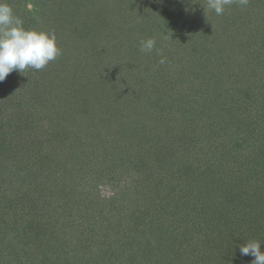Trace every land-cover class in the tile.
<instances>
[{
    "label": "rangeland",
    "instance_id": "374dc122",
    "mask_svg": "<svg viewBox=\"0 0 264 264\" xmlns=\"http://www.w3.org/2000/svg\"><path fill=\"white\" fill-rule=\"evenodd\" d=\"M182 1L112 0L108 7L110 6L113 11L110 12L107 9V12L103 13H101L102 4L99 0L13 1L16 5L14 11L24 20L25 28L55 32L57 45L62 50V54L49 62L42 70L28 68L22 73L13 71L4 82L0 83V174L3 177L0 179V184L5 186L9 182L15 185L14 182H17L22 185L21 191L31 190L33 198L31 194L28 196V204L31 206H27L30 217H34L35 210L47 209L51 223L52 216L55 217L57 213L54 212L52 205L45 206L44 202L48 199V186L57 185L56 211L69 213L65 214L68 217L60 220L65 222L61 223L65 224V230L59 233L64 236L61 244L68 250L73 245L81 243L82 247L96 245L90 249L94 251L97 248H103L104 242L111 241V243L115 242L119 248H129L136 242L139 249L143 251L151 240L149 239V232H151L156 239L160 240L157 248L160 252L148 255L149 258H145L147 261L139 263H135L134 260L125 261L124 264H196L199 262L198 257L195 256L197 253L189 254V246L184 249L188 252L186 254H183L181 249H178V252L174 249L171 251L170 240H174L175 236L173 233L179 229L187 234L188 230H185L182 225L187 223L188 219H176V223H172L174 221L171 222V218L164 214L162 201H159V206H156L158 200L153 201L150 208L142 202L143 197L147 198L148 194L149 198L153 196L150 188H154L158 179L162 181V189L160 190L161 186L160 188L156 186L154 189H157V194L169 192L175 185L174 183L171 186L166 182L167 180L176 182L175 176H180L182 172L176 165L179 152L180 156L186 153L184 160L187 161V165L188 159L195 155L192 151L186 152L184 140L179 143L180 148L178 143L169 142L161 148L162 141L159 142L157 138L163 137L164 133L149 131L154 124L146 119L145 112H161L160 116L165 117V112L169 110L165 108V110L150 111V98L153 96L150 94L153 92L150 91L146 80L139 79V71L144 64L151 61V59L146 60V54L149 56L152 54L156 58L159 52L161 57L172 49L176 52V58L182 56L181 59L185 64L186 60L196 58L193 54L195 52H199L201 57L206 44L209 49H205V53L207 50L212 54L219 52L228 54L229 61L239 64V71L240 67H243L242 73L247 74L250 67L255 78L260 75L261 83L257 82V91H260L259 88L262 87V94L257 97V100L259 107H264V101H262L264 98L262 96L264 95V56H262L264 50L259 59V56L253 57L255 54L251 49H255L251 45L253 33L257 37V46H264V15L259 17V19L263 18L260 19L261 26L258 30L253 31L251 27L250 31L246 30L250 33H241L242 30L240 31L234 24H227L224 29L221 23L222 17L218 16L214 20L212 15L215 14L214 12L204 13L203 9L207 2L204 0L194 1L188 10L190 13L188 17L186 13L185 16L172 18L163 12L168 6L173 10V6ZM248 2L250 6L251 0ZM28 3L33 5L31 9L27 8ZM231 6L233 8L228 10L227 15L229 19H234L239 16L242 9L235 8L236 3ZM194 7L197 11L193 12ZM258 8H251V10H256L258 13ZM244 12L243 10L242 13ZM110 15L112 18L108 17ZM105 18L111 20L106 21ZM132 29L141 31L140 39L155 38L160 46L156 45V49L150 54L142 53L139 48L136 49L133 46L127 47L128 42L123 44L122 39L128 32H132ZM212 32L214 37L210 38ZM220 32L224 36L227 33L226 41L223 40L224 37H221ZM120 33L124 35L120 36ZM210 39L213 40L211 43L207 41ZM237 39L244 43L241 49L239 48L243 56L234 54ZM253 40L255 42V39ZM110 41L111 44L107 47ZM245 42H248V46ZM219 45L223 48L222 50L219 49ZM195 62H191L194 64L189 62L190 64L187 65L189 68H186V71H191L190 67L197 70L199 69L197 65H203L206 70H209L207 75L211 72L208 78L212 74L223 78V69H216L213 68L215 66L202 63L197 64V60ZM155 66L158 68L155 69L156 72H153L156 73L155 76H160L159 73L162 75L163 72H165L164 76L166 73L168 75L173 73V69L165 68L164 63L159 62ZM213 77L216 76L213 75ZM154 80L158 81L155 78ZM84 98L91 105L93 104V109L99 107L95 109L97 113L90 117L91 120L96 118L97 122L83 120L81 116L84 112L79 117L72 116L73 112H81L79 102ZM137 101L141 104H137ZM111 103L112 107H109L108 104ZM106 108L111 109L106 112ZM178 110L176 112L181 115L182 113ZM120 116L123 118L120 119ZM134 127L136 132L133 131ZM73 133L77 138L72 139ZM67 134L70 139L66 138ZM36 135L43 142L38 146L32 142ZM72 140L79 144L71 143ZM17 141L24 145L26 150L22 152L20 158L22 164L36 160L32 167L35 175L39 174L38 165L45 164L46 170L43 176L39 174L37 179L30 180L29 176H32L30 168L25 167L16 171L15 162L7 160L10 149H13L12 151L16 149ZM73 151L75 152L72 153ZM77 151L84 159L83 171L77 170L76 165L79 162H76ZM52 161L56 162L57 167H53ZM169 164H174L176 170H172ZM48 168L49 172L46 174ZM41 181L42 185L39 184ZM147 183L152 186L148 187ZM129 187L132 194L125 191V188ZM15 188L18 193L19 189ZM40 201L43 202L40 203ZM118 203H121L120 205L124 203V209L116 206ZM4 209L6 208L0 207V226L3 225L0 234H6V244L15 246V257H20L19 261L14 258L13 264H25V257L28 260L38 261L28 264H39L43 247L48 248V246L40 234L42 247L38 248L39 242L32 234L34 231L35 233L44 232L43 224L35 229L33 223H22L18 216L14 217L12 210ZM119 210L122 212H118ZM39 214L43 213L39 211ZM120 214L126 216H120ZM117 217L121 220L128 219L130 223L127 224L130 227L132 224L136 226L138 220L144 221L147 225L144 228L141 227V233L135 230L123 232L117 224L120 221L114 219ZM161 218L163 222H160ZM83 221L95 223L96 237H94L93 229L89 230V227L82 235L79 223H84ZM154 223L165 224L162 228L152 229L151 225ZM187 235L190 239L193 236ZM48 242L51 243L50 240ZM39 249L42 250L39 252ZM80 251L82 253V248ZM25 252L26 256H24ZM0 253L3 254L2 249ZM60 255L64 256L62 253ZM180 255L182 258H179ZM52 256L54 253L50 251L49 258L52 259ZM62 258L64 262L67 260L66 257ZM88 259L87 264H92L91 258Z\"/></svg>",
    "mask_w": 264,
    "mask_h": 264
},
{
    "label": "trees",
    "instance_id": "16d2710c",
    "mask_svg": "<svg viewBox=\"0 0 264 264\" xmlns=\"http://www.w3.org/2000/svg\"><path fill=\"white\" fill-rule=\"evenodd\" d=\"M13 1L7 0L15 10L16 5H14ZM194 1L202 2V0H183L181 3L177 2L173 6V10L167 5L168 8L166 7V10L163 12L172 18L183 16L186 13L188 17V14H190L188 10L194 4ZM99 2L102 4L101 13L107 12V9L110 12L113 11L110 6L108 7V5H111L112 0H99ZM262 2L264 0H251L252 6H249V2L246 7L235 6V8L242 9L245 12L242 13L240 11L239 16L234 19H229L227 15L228 10L233 7L231 5L227 6L224 14L219 15V17H222L221 23L224 25V29L227 24H234L240 31L242 30L241 33L250 31L251 27H253V31L255 29L258 30L261 26L260 19L263 18L259 19V17L260 15H264V9H260L264 7ZM196 7L192 8L193 12L197 9ZM256 7H259L258 13L256 10H251V8L256 9ZM205 8L203 9L204 13L206 12ZM212 15L214 20L218 18L216 14ZM108 17L112 18V15ZM105 20L111 19L105 18ZM123 35L120 33V36ZM140 35L141 31L132 29V32H128L127 35L123 36V44L127 41L129 44V46L126 45L127 47L132 48L133 46L138 49L139 41L141 40ZM220 35L224 37V41L228 39L227 33L224 36L220 32ZM212 37H214L213 32L210 38ZM262 38H260L261 42ZM253 39H255V42ZM207 41L211 43L213 40ZM235 43L237 47L234 54L243 56V52L239 48L241 49L244 43L239 42L238 39ZM110 44L111 41L107 47ZM156 45L160 46V43L156 42ZM245 45L248 46V42H245ZM251 45L255 47V49L251 48L253 54H255L253 57L259 56L260 59L264 46H257V37L254 33ZM203 48L202 56L200 57L199 52H195L193 54H195L196 58L193 59L197 60V64L202 63L207 66H215L213 68L216 69H223V78L215 74H212L208 78L211 72L207 75L209 70H206L203 65H197L199 67L197 70L190 67L191 71H186V68H189L187 65L195 62V60L188 59L190 63L186 60L184 64V60L181 59L182 56L176 58V52H173L174 50L172 49L161 57H159L160 52L156 58L152 54L150 56L148 54L145 55L147 57L146 60L151 59V61L141 67L139 79L146 80L150 91L153 92V94H150L153 95L150 98V111L165 110V108L169 110L165 112V117L160 116L161 112H145L146 119L152 121L154 124L149 131L164 133L163 137L157 138L159 142L162 141L161 148L167 142L171 144L178 143V148H180L179 143L184 140L186 152L192 151L195 156L188 159L187 165V161L184 160L186 153L180 156L179 152V160L176 159V165L182 172L180 176L174 175L176 182L171 180H167L166 182V184H170L171 186L174 183L175 185L172 189L170 188L169 192L157 194V189L155 190L154 188L156 186V188H160L162 184L161 179H158L156 185L153 186L154 188H150L153 196L149 198L148 194L147 198L143 197L142 202L150 208L153 201L158 200L156 206H159V201H162L164 203V214L171 218V222L174 221L172 223H176V219H188L187 223L182 226L185 230H188L187 234L193 236L190 239L186 233L184 234L182 230L178 229L177 232L173 233L175 234L174 240H170L171 251L174 249L178 252V249H181L183 250L182 253L186 254L188 252L184 251V249L189 246V254L197 253L195 256L198 257L199 262L196 264H251L254 257L250 255L242 256L239 248L248 241L258 240L262 244L261 251L264 252V107H259L260 104L257 100V97H260V94H262V87L261 89L259 88L260 91H257V82L261 83V79L260 75H257V78L252 75L250 67L247 74L242 73V66L239 71V64L229 61L230 57L228 54L224 55L221 52L212 54L207 52L209 48L206 44ZM205 49H207L206 53ZM219 49L222 50L223 48L219 45ZM160 58L164 59L165 68L169 67V69H173L172 74L168 75L166 73L164 76L165 72L161 75L157 71L160 76L154 75L156 73L153 72H156L155 69H158L155 64L160 62L158 61ZM213 75L216 77H213ZM154 78L158 79V81H155ZM262 96L264 97V95ZM259 101H261V98H259ZM262 101H264V98H262ZM79 103L81 112H73L72 116L76 118L84 112L81 116L84 118L83 120L97 122L96 118H94L95 120L90 119L91 115L97 113L95 110L97 107L93 109V104L91 105L85 98ZM137 104H141L140 101H137ZM103 105L105 106V104ZM108 106L112 107V103L108 104ZM253 106L256 107L254 108ZM90 109L92 111H89ZM110 109L106 108L105 110L107 112ZM178 109L182 113L181 115H178L176 112ZM122 118L123 116H120V119ZM142 123L144 124V119ZM133 131L136 132L135 127ZM66 138L70 139V136L67 134ZM74 138L77 137L73 133L72 139ZM32 142L36 143L37 146L43 143L37 135L36 138L32 139ZM71 143L79 144L73 140ZM15 148L14 151L10 149V156L7 158L9 161L15 162V170L19 171L25 167L30 168L32 174V176H29L30 180L37 179L39 174L43 176L46 165H38L39 174L35 175L32 167H34L36 160H32L29 163L28 161L23 162L24 164H22L20 158L22 152H26L25 146L17 141ZM75 154L77 157L78 151ZM76 162H78L76 165L77 170L83 171L85 165L81 154H78ZM52 165L54 168L57 167L55 161H52ZM169 165L172 166V170H176L174 164ZM48 172L49 168L46 174ZM52 175L54 176V173ZM1 178L3 177L0 174ZM42 183L41 181L39 184L42 185ZM150 183L146 185L148 187L150 185L151 187ZM14 184L12 185L9 182L5 186L0 184V207L6 208L4 209L6 211L12 210L14 217L18 216L22 223H33L35 229H38L43 224L44 232L35 233L34 231V234H32L34 239L36 240L37 238L39 242L37 244L38 248L42 247L40 234H42L48 246V248L43 247V250H38L39 252L42 250L39 264H60L59 262L61 264H87L88 258H91L92 264H124L125 261L133 260L135 263H139L147 261L145 258H149L148 255L151 256L155 252H160V250H157L160 240L156 239L155 235L151 232H149V239L151 240L143 251L139 249L136 242L129 248H119L115 242L111 243V241L104 242L103 248L100 247L94 251H90V249L96 247V245L82 247L81 243L73 245L68 250L67 247L61 244L64 236H61L62 234L59 233L65 230V224H61L65 222L60 220L68 217L65 214L69 213L56 211L55 197L57 191L55 189L58 186L51 185V187L48 186V189L46 188L48 199L44 202L45 206L52 205L54 212L57 213L55 215L56 218L52 216L53 221L51 223L50 214L47 209L35 210L34 217H30V210L27 206H31V204H28V196L31 194L33 198V193L31 190L21 191V183L14 182ZM14 187L19 189V194ZM125 189L128 194H132L130 187ZM128 198L130 200V196ZM42 202L40 201V203ZM120 204L118 203L116 206L124 209V203L123 205ZM39 211L43 214H39ZM118 212L122 211L119 210ZM123 215L126 216L125 214H120V216ZM144 216H146L145 213ZM118 217L114 219L117 220ZM106 218L108 217L106 216ZM118 220L120 223L117 224H119L118 226L122 228L123 232L124 230L127 232L135 230V232L141 233V227L144 228L147 225L144 224V221L139 222L138 220L136 226L132 224L130 227L127 224L130 223L128 219ZM83 222L79 223L82 235H84V231L89 227V230L93 229L94 237H96V233L94 232L96 228L95 223ZM160 222H163L162 218ZM139 223H141V226H139ZM164 224L154 223L151 227L152 229L162 228ZM1 227L3 228V225L0 226V229ZM5 237L7 238L6 234H0V249L3 250V254L0 253V264H13L15 262L14 258H16V261H19L20 257H15V246L6 244ZM164 243L167 246V243ZM81 248L82 253L80 251ZM49 249L54 253L52 259L49 258ZM24 250L26 251V248ZM88 250L90 252H86ZM60 253L64 256L60 255ZM84 254L87 255L85 256ZM24 256H26V252ZM186 256H184L185 260H187ZM62 257H66L67 260L64 262ZM179 258H182V256L180 255ZM32 261L38 262L37 260L24 258L25 264ZM82 261L85 262L82 263Z\"/></svg>",
    "mask_w": 264,
    "mask_h": 264
},
{
    "label": "clouds",
    "instance_id": "9594fccd",
    "mask_svg": "<svg viewBox=\"0 0 264 264\" xmlns=\"http://www.w3.org/2000/svg\"><path fill=\"white\" fill-rule=\"evenodd\" d=\"M233 3L246 7L248 0H207L205 10L219 16ZM32 7L31 3L27 4L28 9ZM154 49L155 38L139 41V50L142 53H151ZM61 54L62 50L57 45L54 31L25 28L24 20L15 13L12 5L7 0H0V83L13 71L22 73L28 68L42 70ZM164 62V59H161L160 63ZM261 245L258 240L248 241L240 246V254L254 257L251 264H264Z\"/></svg>",
    "mask_w": 264,
    "mask_h": 264
}]
</instances>
